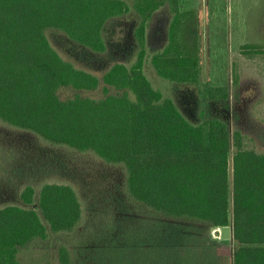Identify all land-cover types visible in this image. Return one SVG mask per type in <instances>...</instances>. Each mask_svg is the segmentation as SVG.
<instances>
[{"label":"trees","instance_id":"1","mask_svg":"<svg viewBox=\"0 0 264 264\" xmlns=\"http://www.w3.org/2000/svg\"><path fill=\"white\" fill-rule=\"evenodd\" d=\"M128 14L140 18L136 60L115 62L102 77L64 58L48 36L56 28L104 52L109 21ZM199 18L179 0H0V120L122 166L127 197L143 210L103 243L55 246L59 264H223L201 235H209L206 225H231L233 264H264V152L245 147L239 129L232 137L222 117L191 120L146 71L150 61L162 79L197 84L205 97L226 105L228 88L202 80ZM155 20L161 27L153 30L154 44L161 43L149 58ZM244 45L250 54L262 47ZM101 82V98L59 95L63 86L92 90ZM20 197L25 205L0 207V264H54L51 254L28 246L79 227L84 210L77 190L46 182L37 191L28 184Z\"/></svg>","mask_w":264,"mask_h":264},{"label":"rangeland","instance_id":"2","mask_svg":"<svg viewBox=\"0 0 264 264\" xmlns=\"http://www.w3.org/2000/svg\"><path fill=\"white\" fill-rule=\"evenodd\" d=\"M179 2L182 10L196 9L200 15L198 22L204 51L202 80L228 88V102L225 105L224 99L205 97L197 84L184 85L162 79L150 61L146 65L147 74L156 86L176 99L191 120L199 122L210 117H222L228 121L232 137L239 129L243 132L245 147L264 152V0ZM161 18L160 23H165V16ZM139 21L140 18L134 14L111 19L104 52H95L73 42L56 28H49L48 36L64 58L102 77L115 62L130 65L136 60L140 46L134 31ZM160 23L155 20L149 27V58L161 43L158 38L154 44L156 40L152 36L154 28L161 27ZM250 43L261 44L262 47L257 53L250 54L251 49L244 47ZM104 87V82L92 90L63 86L59 95L62 99L76 95L101 98L106 95ZM108 91L117 93L119 90L108 86ZM235 151L232 146L231 212ZM46 182L73 185L84 210L83 221L73 233L52 234L47 242L36 240L28 246V250L51 254L54 264H59L55 246L61 243L70 247L103 243L117 235L135 216H141L143 211L136 201L127 197L126 174L122 166L108 164L90 151L81 152L67 145L54 144L31 131L0 120V207L11 203L25 205L20 197L24 187L32 184L39 191ZM193 225L205 226L200 223ZM205 227L210 232L209 235L202 233L203 239L216 246V252L223 257V264H233L237 248L234 237L222 238L221 227ZM39 257L38 254L37 259Z\"/></svg>","mask_w":264,"mask_h":264},{"label":"water","instance_id":"3","mask_svg":"<svg viewBox=\"0 0 264 264\" xmlns=\"http://www.w3.org/2000/svg\"><path fill=\"white\" fill-rule=\"evenodd\" d=\"M221 233H222V238H224V239L231 238L233 236L232 235V227H231V225H227V226L221 227Z\"/></svg>","mask_w":264,"mask_h":264},{"label":"crops","instance_id":"4","mask_svg":"<svg viewBox=\"0 0 264 264\" xmlns=\"http://www.w3.org/2000/svg\"><path fill=\"white\" fill-rule=\"evenodd\" d=\"M201 39H202V38H201ZM202 41H203V40H201V43H202ZM202 47H203V45H202ZM202 51H203V48H202ZM203 52H204V51H203ZM202 75H203V73H202Z\"/></svg>","mask_w":264,"mask_h":264}]
</instances>
